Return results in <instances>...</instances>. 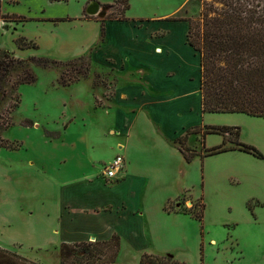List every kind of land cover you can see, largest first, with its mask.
I'll return each instance as SVG.
<instances>
[{"label": "rangeland", "instance_id": "obj_1", "mask_svg": "<svg viewBox=\"0 0 264 264\" xmlns=\"http://www.w3.org/2000/svg\"><path fill=\"white\" fill-rule=\"evenodd\" d=\"M30 1L33 14L41 0H29L19 10L26 12ZM60 1L46 12L71 19L82 14L94 18L86 13L93 2L110 4L108 17H118L123 9L122 4H114L117 0ZM127 3L124 13L127 17L159 18L157 21H186L197 16L201 7V0H128ZM71 19L62 20L58 31L51 28V23L33 20L0 27V250L37 264H59L58 245L47 241L49 235L38 234L34 241L21 238L12 222L4 221L6 207L18 198L22 200V196H36L39 203L49 194L55 196L64 188L63 183L79 178L75 183L86 179L83 182L90 183L89 187L101 200H113L116 196L127 199L132 192H140L147 201L143 207L158 212V217L164 199H171L163 208L167 207L169 213H197L203 203L201 221L181 215L161 220L171 240L164 253L178 262L264 264V119L244 114H202L198 93L195 113L189 116L190 122L198 127L196 132L204 126L239 128L243 144L255 148L261 159L219 153L204 158L196 155L189 163L183 158L177 162L176 155L165 153L154 144L149 150L151 155L163 154L172 161L169 176L159 175L160 169L151 170L145 162L119 185L104 181L102 169L116 156L117 143H122L124 138L110 133L109 112L98 109L101 105L97 100L90 103V82L92 85L94 81L103 82L100 85L107 100L109 79L91 75L90 69L87 77L91 80L80 77L79 72L88 63L87 56L65 61L50 59L51 38L55 41L63 36L90 37L91 32L80 28L77 19ZM19 36L36 43L38 49L18 52L22 57L15 56L11 52L16 50L14 40ZM185 44L176 29L168 40L167 65L195 73L198 82V58ZM162 56L165 51L159 55ZM42 59L50 62L43 65ZM31 77L34 82L27 83ZM74 79L81 80L75 83ZM63 113H70L72 122L65 133L62 127L68 123L62 120ZM191 135L188 144L181 143L195 154L203 153L202 142L206 148L222 144L221 135ZM58 136L61 138L53 139ZM230 146L226 143V147ZM120 261L136 264L133 260Z\"/></svg>", "mask_w": 264, "mask_h": 264}, {"label": "crops", "instance_id": "obj_2", "mask_svg": "<svg viewBox=\"0 0 264 264\" xmlns=\"http://www.w3.org/2000/svg\"><path fill=\"white\" fill-rule=\"evenodd\" d=\"M28 1L2 0V12L25 16L40 24L51 23V28L57 31L62 20L71 19L69 16L46 12V9L50 11L53 5L61 1L41 0L39 6L34 9L36 13L33 14L30 1L26 5L27 8L25 7L26 12H21L20 6ZM109 5H99L98 12L91 15L94 18H87L82 14L71 19H77L80 28L91 32L90 37L74 39L63 36L56 38L55 41L51 38L48 46L52 53L50 59L65 61L87 56L91 75L105 76L109 79L110 95L107 100L103 95L104 87L100 85L103 82L98 81L96 84L93 82V85L92 81L90 82L92 89L90 103L97 100L101 105L98 109L109 112L110 133L124 138L122 143H117L116 156L121 155L125 164L118 179L113 181L116 185L125 182L134 174L137 167L143 166L145 162L149 163L148 168L151 170L160 169L159 175L169 176L172 164L170 158L163 154L155 157L149 150L154 144H158L163 152L176 155L177 162H180L183 156L178 149L177 141L188 144L191 133L203 135L206 127L200 128V132L197 133L198 127L189 120V116L195 113L198 93L201 110L199 62L198 82L195 73L180 71L178 66L167 65L170 55L169 38L177 29L186 42L188 24L186 21H157L159 18L126 15L123 20L107 19ZM101 23L104 28L103 39L100 38ZM64 31L65 29L62 32ZM186 44L185 46L197 56ZM15 48L16 50L11 53L22 57L18 52L26 50H19L16 45ZM164 51L165 56L159 57ZM69 115L70 113L62 114V120L66 119L68 123V126L62 127L63 133L72 124ZM54 132L60 133V130ZM59 135L62 137V134ZM207 135L209 134H205L204 137ZM240 135L239 130L238 141L243 143ZM60 136L53 139H59ZM221 138L223 142L222 135ZM151 141L152 143L148 144ZM200 148L203 149V153L196 155L204 158L208 156L207 150L214 147L206 148L202 142ZM223 154L250 155L238 150L226 151ZM75 180L63 183L64 188L58 190L55 196L49 194L45 197L48 200L40 199L39 203L36 196H22V200L16 199L13 204L7 205V216H4V221L10 220L18 236L24 239L34 241L38 234H48L47 241L54 242L58 248L62 243L106 241L116 235L120 240L116 258L118 264H122L120 261L122 259L128 262L133 260L138 264L143 254L172 258L171 255L164 253V247L171 240L161 220L170 215H181L185 218L189 215L178 211L172 213L165 211L164 205L171 199H164L161 204V216L158 217V212L143 207L142 204L147 201L144 199L145 195L140 192H132V196H128L127 199L116 196L112 198L113 200L108 198L101 200L89 187L92 185L83 182L86 179H81L77 183ZM4 209L3 205V214Z\"/></svg>", "mask_w": 264, "mask_h": 264}, {"label": "trees", "instance_id": "obj_3", "mask_svg": "<svg viewBox=\"0 0 264 264\" xmlns=\"http://www.w3.org/2000/svg\"><path fill=\"white\" fill-rule=\"evenodd\" d=\"M52 2L60 0H50ZM128 0H117L123 9L118 17L123 20ZM107 6V5H105ZM25 16L5 14L0 0V25L30 21ZM187 44L198 56L200 68L201 112L203 114H244L264 119V0H201L197 16L186 20ZM104 28L101 23L100 38ZM19 50L38 49L36 43L19 36L14 40ZM50 60L42 59L43 65ZM53 62V61H52ZM88 62L79 72L86 78ZM78 79H74L77 82ZM31 77L27 83H33ZM98 81H94V84ZM69 85V84H67ZM62 86L65 84L62 83ZM203 134L223 136L220 146L207 150V155L238 150L261 159L253 147L238 141L239 128L206 126ZM234 136V138H231ZM226 143L231 146L226 147ZM184 160L189 163L196 155L177 141ZM9 150L17 149L7 147ZM204 204L197 213L184 212L198 221L202 220ZM165 210L169 209L165 207ZM119 237L113 235L106 241L62 243L59 246V264H118ZM0 264H37L14 253L0 250ZM138 264H185L167 256L143 254Z\"/></svg>", "mask_w": 264, "mask_h": 264}, {"label": "built area", "instance_id": "obj_4", "mask_svg": "<svg viewBox=\"0 0 264 264\" xmlns=\"http://www.w3.org/2000/svg\"><path fill=\"white\" fill-rule=\"evenodd\" d=\"M124 158L121 155L115 156L102 169V177L105 181H115L124 169Z\"/></svg>", "mask_w": 264, "mask_h": 264}, {"label": "water", "instance_id": "obj_5", "mask_svg": "<svg viewBox=\"0 0 264 264\" xmlns=\"http://www.w3.org/2000/svg\"><path fill=\"white\" fill-rule=\"evenodd\" d=\"M98 8H99V5L93 2L88 8V10L86 11L87 15L91 16V15L96 14L98 12Z\"/></svg>", "mask_w": 264, "mask_h": 264}]
</instances>
